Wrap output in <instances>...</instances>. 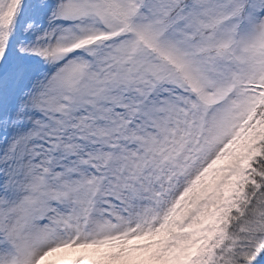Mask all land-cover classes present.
<instances>
[{
	"label": "snow or ice",
	"instance_id": "6c2138e0",
	"mask_svg": "<svg viewBox=\"0 0 264 264\" xmlns=\"http://www.w3.org/2000/svg\"><path fill=\"white\" fill-rule=\"evenodd\" d=\"M0 264H264V0H0Z\"/></svg>",
	"mask_w": 264,
	"mask_h": 264
}]
</instances>
